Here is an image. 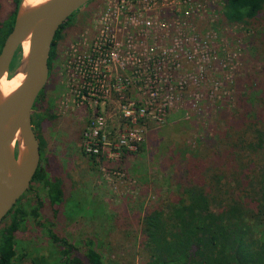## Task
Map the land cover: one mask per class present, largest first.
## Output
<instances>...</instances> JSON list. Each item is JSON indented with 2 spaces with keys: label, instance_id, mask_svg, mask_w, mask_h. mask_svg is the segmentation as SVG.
Here are the masks:
<instances>
[{
  "label": "rangeland",
  "instance_id": "rangeland-1",
  "mask_svg": "<svg viewBox=\"0 0 264 264\" xmlns=\"http://www.w3.org/2000/svg\"><path fill=\"white\" fill-rule=\"evenodd\" d=\"M183 1L147 0L141 17L129 12L124 18L114 0H108L101 9L86 8L81 20L70 22L73 13L61 30L47 82L31 113L38 117L50 108L55 116L41 126L42 166L49 177L61 180L64 196L58 213L39 184L21 199L25 211L41 205L44 225L29 217L15 232L16 250L25 253L19 264H53L55 247L46 226L78 248L96 238L106 264H147L145 216L174 202L182 186L191 182V167L203 171L206 161L199 150L209 148L217 155L224 129H235L239 96L253 81L249 76L264 74V58L250 56L252 33L247 27L225 21L223 0ZM0 4V18H6L12 5L4 0ZM141 21H150L151 27L147 36L135 34L133 57L106 42L112 56L99 62L96 72L89 63L81 64L78 57L93 58L100 37L102 43L110 38L106 27L116 23L135 33ZM253 25L259 32L264 21ZM161 32L169 38L177 35L174 49L163 59L161 47L168 49L170 43L154 39ZM141 42L146 51L139 57ZM156 63L160 75L150 89L149 74ZM95 128L103 139L102 154L97 155L85 149L87 141L97 142ZM8 223H0V232Z\"/></svg>",
  "mask_w": 264,
  "mask_h": 264
},
{
  "label": "trees",
  "instance_id": "trees-1",
  "mask_svg": "<svg viewBox=\"0 0 264 264\" xmlns=\"http://www.w3.org/2000/svg\"><path fill=\"white\" fill-rule=\"evenodd\" d=\"M4 1L11 4L12 9L10 16L0 18V50L12 30L21 2ZM223 5V17L228 24L245 26L248 33H252L248 40L250 56L264 58V27L258 32L253 25L256 20L264 21V0H223ZM67 21L55 35L48 71L54 42ZM22 53L20 46L10 69L15 67ZM249 79L253 81L247 82L245 94L239 96L238 124L235 129H224L219 137L218 154L206 151L209 148L199 150L206 161L201 167L203 171L199 173V166H192L191 182L182 186L176 200L152 209L145 216L142 235L143 245L150 255L147 264H264V74L249 76ZM42 92L32 110L37 107ZM53 119L50 108L44 109L38 117L31 113L40 161L24 195L32 190L33 184H39L48 204L58 213L64 196L62 182L49 177L42 166L45 141L41 126ZM23 196L3 219H9V223L0 232V264H19L25 257V253L18 254L16 250L15 232L22 229L29 217L44 225L39 215L41 205L37 202L36 207L25 211L20 205ZM46 228L47 237L55 247L53 264H106L96 238L90 237L78 248L59 237L50 226Z\"/></svg>",
  "mask_w": 264,
  "mask_h": 264
},
{
  "label": "water",
  "instance_id": "water-1",
  "mask_svg": "<svg viewBox=\"0 0 264 264\" xmlns=\"http://www.w3.org/2000/svg\"><path fill=\"white\" fill-rule=\"evenodd\" d=\"M91 0H44L24 7L21 0L10 33L0 50V82L9 77L16 51L23 47L18 69L20 85L0 93V223L30 188L39 167V143L31 125L33 105L48 79V58L59 28ZM11 75V76H12Z\"/></svg>",
  "mask_w": 264,
  "mask_h": 264
},
{
  "label": "built area",
  "instance_id": "built-area-1",
  "mask_svg": "<svg viewBox=\"0 0 264 264\" xmlns=\"http://www.w3.org/2000/svg\"><path fill=\"white\" fill-rule=\"evenodd\" d=\"M152 0H150L151 2ZM165 0H161V2H164ZM184 3H186V0L183 1ZM125 3H130V5L128 4H125ZM147 0H121L118 2V5H114L115 8H117V11H120V15H122L124 18L127 17L128 15H125L124 13H129V12H138L139 13V17L142 16L143 13L147 12V9H146V5H147ZM115 12V11H113ZM113 12H111V14L113 15ZM126 22H124L125 24ZM130 23L131 22V19H130ZM151 22L150 21H145L143 24H142V21L141 23L139 24V26L135 27L134 26V29L136 30L135 33H133L131 30H128L126 29V27L123 25L122 27L120 25H116V23H114V27L112 25L111 28L109 29L108 27L105 28V31L108 32L109 30V33L110 35L108 37H110L108 40L104 39L103 43H102V37H100L98 39V45H96L97 47L93 50L94 52V55H93V58H90L89 56H83V57H78V59H82L81 61V64L83 65L85 62L89 63L90 64V69H92L91 72H96L97 69L96 67L98 66V69L101 67L99 66V62H105L107 60V58H109V56L111 57L112 56V52H109L104 44L106 45V42H109L110 45L112 43V47L113 49L117 48V46H119L121 48V50H124L126 49V55L127 57H133V50H136V47H133L132 43H133V38L135 37V34L137 33H142L144 36H147L148 34V27H151ZM153 26V25H152ZM120 28H123V29H120ZM123 30V31H122ZM123 33V34H122ZM117 38V36H119ZM176 37L177 35L175 36H171L170 38L168 37L167 34H163L161 32V36L160 37H157L156 35H154V39H157L159 38V42H162V41H165V42H169L170 45L168 46V49L166 48H163L161 47V58L163 59V55L166 54V51L169 50V48L171 47L172 48V45L173 43L176 42ZM112 39V40H111ZM168 39H171V42L168 40ZM110 45H108V47H111ZM140 47H138V51H139V57H142V55H144V53H141L142 51H146V46L141 42L140 43ZM174 49V47L172 48ZM171 49V52H173ZM151 52H152V49H150ZM173 54V53H171ZM174 56V55H173ZM159 60V59H157ZM109 61V60H108ZM160 64L159 63H156L155 65H153L152 67V72L149 74V78H151L153 81L151 82V87L150 89H153L154 87L152 86L153 84H155L157 81H158V77L160 75ZM144 86L147 87V84L144 83ZM93 137L96 138L98 137L97 139V142L96 143H93V141H87L86 142V145H85V149H86V152H88L89 154H94V155H97V154H102V147H101V144H103L102 140L99 139L100 135L98 133V128H95L94 131H93Z\"/></svg>",
  "mask_w": 264,
  "mask_h": 264
},
{
  "label": "bare ground",
  "instance_id": "bare-ground-1",
  "mask_svg": "<svg viewBox=\"0 0 264 264\" xmlns=\"http://www.w3.org/2000/svg\"><path fill=\"white\" fill-rule=\"evenodd\" d=\"M43 1L44 0H24L23 6L26 8L34 7V6L39 5ZM22 47L24 51L26 52L28 49V42L25 41L22 44ZM23 78H24V75L22 73L12 75L10 79H7V77L3 78L0 82V93L3 96H7L20 85Z\"/></svg>",
  "mask_w": 264,
  "mask_h": 264
},
{
  "label": "flooded vegetation",
  "instance_id": "flooded-vegetation-1",
  "mask_svg": "<svg viewBox=\"0 0 264 264\" xmlns=\"http://www.w3.org/2000/svg\"><path fill=\"white\" fill-rule=\"evenodd\" d=\"M108 0H91L88 3H86L84 6H82L80 9L75 12V16L71 19L70 22H74L75 20H81L83 16H85V13L89 11V9H101L107 2ZM121 0H114V2L118 5V2ZM91 4V5H90ZM86 8L88 9L86 11ZM90 10V11H91ZM48 76H49V71H48Z\"/></svg>",
  "mask_w": 264,
  "mask_h": 264
}]
</instances>
